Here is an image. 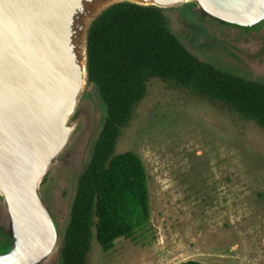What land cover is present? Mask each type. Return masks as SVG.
I'll use <instances>...</instances> for the list:
<instances>
[{
    "label": "water",
    "instance_id": "obj_1",
    "mask_svg": "<svg viewBox=\"0 0 264 264\" xmlns=\"http://www.w3.org/2000/svg\"><path fill=\"white\" fill-rule=\"evenodd\" d=\"M120 3L189 5L222 24L264 26V0H0V264H64L66 236L42 184L81 128L83 102L94 123L83 137L80 178L93 160L108 105L97 85L89 91V31Z\"/></svg>",
    "mask_w": 264,
    "mask_h": 264
},
{
    "label": "rangeland",
    "instance_id": "obj_2",
    "mask_svg": "<svg viewBox=\"0 0 264 264\" xmlns=\"http://www.w3.org/2000/svg\"><path fill=\"white\" fill-rule=\"evenodd\" d=\"M167 11L173 32L183 24L177 11ZM127 151L146 168L150 219L107 252L93 229L87 264H264L263 127L206 96L152 78L117 141L115 153ZM57 177L52 192L44 187L50 199L72 186L62 171ZM58 204L70 207L63 197Z\"/></svg>",
    "mask_w": 264,
    "mask_h": 264
},
{
    "label": "trees",
    "instance_id": "obj_3",
    "mask_svg": "<svg viewBox=\"0 0 264 264\" xmlns=\"http://www.w3.org/2000/svg\"><path fill=\"white\" fill-rule=\"evenodd\" d=\"M89 74L108 105L93 160L79 182L61 248L64 264H87L95 236L104 252L132 237L150 219L146 168L134 152L115 153L122 129L159 78L229 108L264 128V84L215 69L192 55L171 33L164 11L116 4L92 24ZM178 264H204L185 260Z\"/></svg>",
    "mask_w": 264,
    "mask_h": 264
},
{
    "label": "flooded vegetation",
    "instance_id": "obj_4",
    "mask_svg": "<svg viewBox=\"0 0 264 264\" xmlns=\"http://www.w3.org/2000/svg\"><path fill=\"white\" fill-rule=\"evenodd\" d=\"M175 11L179 13L178 20L183 25L176 27L173 32L186 47H193L205 60V64L245 80L264 84V26L259 30H245L222 24L192 12L189 5L171 9L167 12ZM80 110L84 112L80 117V120L83 121V129L76 131L73 143L61 155L62 165L53 167L42 184L43 196L53 205L60 222L62 234L65 233L70 224L73 205L76 201V194L81 180L83 137L94 123L91 107L81 106ZM60 171L63 172L64 176L71 177L72 186L68 189V186L64 185L67 189L63 190L56 198L50 199L45 195L44 187L52 192L51 185L58 179L57 175ZM61 197L70 201L68 210L58 207ZM52 264H54V261Z\"/></svg>",
    "mask_w": 264,
    "mask_h": 264
}]
</instances>
